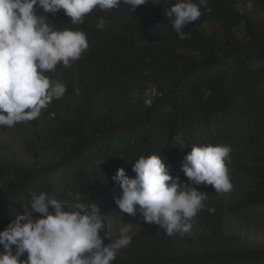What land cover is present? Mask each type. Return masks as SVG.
<instances>
[{
    "label": "trees",
    "instance_id": "obj_1",
    "mask_svg": "<svg viewBox=\"0 0 264 264\" xmlns=\"http://www.w3.org/2000/svg\"><path fill=\"white\" fill-rule=\"evenodd\" d=\"M169 7L146 0L133 12L124 4L95 9L76 25L63 10L48 14L61 30L84 31L89 49L70 67L46 73L66 92L28 137L29 161L0 160V231L31 210L33 195L47 191L75 203L80 193L105 216L106 231L116 218L139 226L113 264H264V246L225 232L231 215L264 207V0H209L212 11L202 8L185 26L186 39L167 17ZM153 88L158 94L148 104ZM205 145L231 147L236 201L217 193L189 232L172 236L145 223L139 206L135 216L119 209L122 190L113 177L123 168L134 178L140 156L159 154L182 185L216 192L182 171L192 147Z\"/></svg>",
    "mask_w": 264,
    "mask_h": 264
},
{
    "label": "clouds",
    "instance_id": "obj_2",
    "mask_svg": "<svg viewBox=\"0 0 264 264\" xmlns=\"http://www.w3.org/2000/svg\"><path fill=\"white\" fill-rule=\"evenodd\" d=\"M166 2L171 5L166 15L180 39L190 38L183 29L202 16V8L212 11L209 0ZM121 4L133 12L146 0H0V126L33 121L54 99H61L66 85L46 73L58 65L70 67L89 49L84 31L61 30L48 22V14L63 10L76 25L95 9L109 12ZM104 27L101 17L97 28ZM231 151L225 145L193 146L182 171L195 185L228 193L233 189L227 166ZM132 171L134 178L123 168L113 177L122 190L115 201L119 209L135 216L139 206L143 221L169 236L189 232L190 221L205 209L208 194L172 177L159 154L140 156ZM82 199L80 193L74 195L75 203H62L47 191L33 195L31 210L0 231V264H113L120 250L131 244L132 226L125 225L113 240L97 205ZM105 239L111 243L105 244Z\"/></svg>",
    "mask_w": 264,
    "mask_h": 264
},
{
    "label": "rangeland",
    "instance_id": "obj_3",
    "mask_svg": "<svg viewBox=\"0 0 264 264\" xmlns=\"http://www.w3.org/2000/svg\"><path fill=\"white\" fill-rule=\"evenodd\" d=\"M52 103V102H51ZM51 103L47 108L43 109L40 116L29 122L17 123L14 127L0 126V160L26 162L29 159L26 157V142L28 137L33 136V132L41 130L45 114L48 112ZM199 191L208 194V199L214 198L217 193L214 190H201ZM223 194L230 203H233L238 199V193L236 192V186L233 184L232 191ZM190 223L192 228L196 221L193 218ZM131 235L139 230V226L136 222L132 225ZM122 220L116 218L108 226L107 232L110 237L114 240L118 238L120 229L123 228ZM228 235H236L241 237L249 246H264V207L259 208L256 212L244 213V214H233L228 219V224L225 230ZM185 235V233H183Z\"/></svg>",
    "mask_w": 264,
    "mask_h": 264
},
{
    "label": "built area",
    "instance_id": "obj_4",
    "mask_svg": "<svg viewBox=\"0 0 264 264\" xmlns=\"http://www.w3.org/2000/svg\"><path fill=\"white\" fill-rule=\"evenodd\" d=\"M158 94L157 90L155 88L148 91L146 99L147 103L150 104L153 101V98Z\"/></svg>",
    "mask_w": 264,
    "mask_h": 264
}]
</instances>
